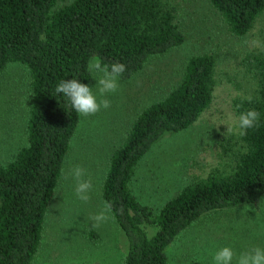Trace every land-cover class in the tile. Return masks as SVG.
Segmentation results:
<instances>
[{
  "label": "trees",
  "instance_id": "1",
  "mask_svg": "<svg viewBox=\"0 0 264 264\" xmlns=\"http://www.w3.org/2000/svg\"><path fill=\"white\" fill-rule=\"evenodd\" d=\"M0 0V74L9 64L28 82L26 146L0 164V264H31L43 223L61 175L79 114L63 94L64 79L90 84L88 63L126 66L129 80L150 58L181 46L185 35L176 0ZM229 32L241 37L264 16V0H207ZM218 55L191 56L172 89L143 108L109 155L101 185L102 201L124 233V264H167L165 249L197 219L211 211L256 205L264 197V31L261 47L241 68L253 88L235 101V111L255 109L259 127L224 148L229 163L205 177H193L174 197L157 206L141 203L131 187L135 169L152 145L168 133L193 125L213 101ZM23 72V73H20ZM23 81V79H22ZM238 86V83H234ZM21 88H25L21 82ZM240 105V108L236 106ZM154 234L149 237L148 229Z\"/></svg>",
  "mask_w": 264,
  "mask_h": 264
},
{
  "label": "rangeland",
  "instance_id": "2",
  "mask_svg": "<svg viewBox=\"0 0 264 264\" xmlns=\"http://www.w3.org/2000/svg\"><path fill=\"white\" fill-rule=\"evenodd\" d=\"M71 1L57 0L56 7ZM176 3L184 43L163 56L150 58L129 80H120L119 90L108 97L111 107L92 116H80L31 264H124L127 240L121 229L111 217L96 228L90 219L103 205L101 185L109 155L132 119L167 94L179 81L187 60L199 53L214 51L218 55V83L212 103L193 125L168 133L152 145L137 165L131 187L141 203L158 207L191 178L205 177L229 163L224 148H233L238 135L234 103L248 96L254 87L241 61L261 47L264 16L249 33L236 37L207 0ZM18 69L26 70L15 63L0 74V164L10 161L26 146L29 81ZM94 79L93 73L89 86L95 85ZM21 82L25 88H21ZM228 126L233 128L231 134L226 132ZM74 165L85 168L92 179L93 191L87 203L77 199L75 181L65 178ZM147 233L151 237L154 229L149 228ZM223 246L231 247L237 255L253 247L264 248V197L256 205L227 207L201 216L165 249L167 264H212L213 254Z\"/></svg>",
  "mask_w": 264,
  "mask_h": 264
},
{
  "label": "clouds",
  "instance_id": "3",
  "mask_svg": "<svg viewBox=\"0 0 264 264\" xmlns=\"http://www.w3.org/2000/svg\"><path fill=\"white\" fill-rule=\"evenodd\" d=\"M89 70L95 74V85L89 86L77 78L61 80L55 87V93L63 94L73 110L82 117L97 114L101 109L111 107L109 95L119 90V81L126 71V66L120 62H113L110 66L102 64L98 58L93 57L88 63ZM96 88V93L93 92ZM240 108V105L236 106ZM260 113L255 109L241 111L236 124V130L241 137L246 136L250 130L259 127ZM229 134L233 132L231 126L227 127ZM71 177L75 181V195L80 201L87 203L91 199L93 182L87 170L80 165H74L65 178ZM113 213L110 201H104L101 210L90 217L92 227H99L107 222ZM264 264V248L253 247L237 255L229 246L220 247L212 256V264Z\"/></svg>",
  "mask_w": 264,
  "mask_h": 264
}]
</instances>
